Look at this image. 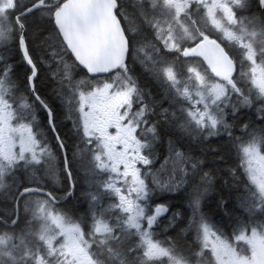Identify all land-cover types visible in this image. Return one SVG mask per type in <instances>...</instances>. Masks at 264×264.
Wrapping results in <instances>:
<instances>
[{
	"label": "snow or ice",
	"instance_id": "obj_1",
	"mask_svg": "<svg viewBox=\"0 0 264 264\" xmlns=\"http://www.w3.org/2000/svg\"><path fill=\"white\" fill-rule=\"evenodd\" d=\"M0 202V264H264V0H0Z\"/></svg>",
	"mask_w": 264,
	"mask_h": 264
},
{
	"label": "flooded vegetation",
	"instance_id": "obj_2",
	"mask_svg": "<svg viewBox=\"0 0 264 264\" xmlns=\"http://www.w3.org/2000/svg\"><path fill=\"white\" fill-rule=\"evenodd\" d=\"M19 69H22L23 66L22 65H18ZM138 70V68H137ZM42 76L45 77L46 76V72H42ZM48 80V79H47ZM49 87L51 88V81H50V85ZM42 88H45V85H42ZM50 101H53L57 107L58 110V114L60 116L63 115V112L61 110V106L59 105V103L57 101L54 100V97H52L51 95L48 97ZM41 119V127L44 126L43 124V120L44 117L43 115L40 116ZM62 131L63 133L66 135V137L68 138L69 142L72 143L75 141L76 137L73 135V133L71 132V122L68 121V123H64L61 125ZM226 139V137H219V138H214L213 142H220L222 143L224 140ZM74 171L78 172V169H76L75 165L73 166ZM220 182L217 180L216 181V190L219 189V184ZM185 191H187V188L184 191L175 193V194H154V199L159 200V201H170L171 202V207L172 209H177L179 208L185 215V217L189 216L191 214V208H189L186 204V196H185ZM217 191L209 194L204 202H203V212L205 213L206 217L208 218V222L210 224H214L218 227L223 228L226 232L231 231V224H230V217L225 216L223 211L217 206V201L219 199V195H216ZM63 204L66 205V207L68 209L72 210V213L74 215V217H78L84 213H86L87 211V203L79 197V190L77 191V198L70 200V201H65L62 202ZM3 207V203L0 202V208ZM229 210L235 212L234 208H233V204L230 202L229 205ZM181 223H183V221H181Z\"/></svg>",
	"mask_w": 264,
	"mask_h": 264
},
{
	"label": "trees",
	"instance_id": "obj_3",
	"mask_svg": "<svg viewBox=\"0 0 264 264\" xmlns=\"http://www.w3.org/2000/svg\"><path fill=\"white\" fill-rule=\"evenodd\" d=\"M19 68H21V67L18 66V69ZM42 85H45V88H42ZM49 85H50V80H47V76H45V77L42 76L40 87H41L42 92L45 95H47L48 97L50 96V90H51ZM209 155H211V154H209ZM226 175H227L226 173H221V177H224ZM218 181L220 183L218 184L219 189L216 190L217 191L216 195H219V196L224 195V196L227 197L229 195V193H228L227 189L224 188V186H223V179H218Z\"/></svg>",
	"mask_w": 264,
	"mask_h": 264
}]
</instances>
